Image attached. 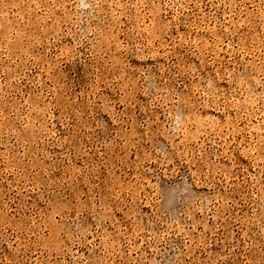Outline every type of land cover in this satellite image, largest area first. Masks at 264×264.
I'll list each match as a JSON object with an SVG mask.
<instances>
[{
    "label": "rangeland",
    "instance_id": "rangeland-1",
    "mask_svg": "<svg viewBox=\"0 0 264 264\" xmlns=\"http://www.w3.org/2000/svg\"><path fill=\"white\" fill-rule=\"evenodd\" d=\"M0 264H264V0H0Z\"/></svg>",
    "mask_w": 264,
    "mask_h": 264
}]
</instances>
